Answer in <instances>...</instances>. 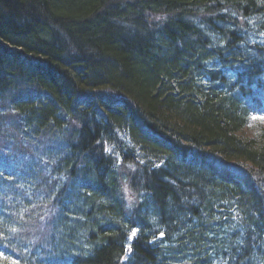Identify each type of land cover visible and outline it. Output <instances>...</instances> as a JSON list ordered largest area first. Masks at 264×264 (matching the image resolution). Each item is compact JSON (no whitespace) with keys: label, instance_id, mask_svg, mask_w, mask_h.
<instances>
[{"label":"trees","instance_id":"1","mask_svg":"<svg viewBox=\"0 0 264 264\" xmlns=\"http://www.w3.org/2000/svg\"><path fill=\"white\" fill-rule=\"evenodd\" d=\"M127 2L0 0V149L30 162L0 161V264H73L61 241L78 264H264V67L227 39L264 33V0Z\"/></svg>","mask_w":264,"mask_h":264},{"label":"bare ground","instance_id":"2","mask_svg":"<svg viewBox=\"0 0 264 264\" xmlns=\"http://www.w3.org/2000/svg\"><path fill=\"white\" fill-rule=\"evenodd\" d=\"M126 1L131 3L134 7H136V11L134 12V14L132 16L133 20H139L140 8L143 5L142 0H126ZM246 5H249V4L246 3ZM232 25H229V27L227 28V29L230 28L227 39H229V41L230 40L232 41V43L229 46L230 49L228 50V52H231L232 55L239 57L242 60L247 59L253 65L252 68L256 67L255 70L260 68V67H264V33H262V34L259 33L257 35L250 36L249 34L254 32V30H253L254 28H252L251 26H249V25L243 26L242 25V26H240L239 29H237V28L235 29V27ZM227 29L220 27L219 30H217L218 45L222 44L221 43L222 39L225 37V36H222V33L227 34ZM245 35H249V36L243 37ZM209 36L210 35L208 33V37ZM194 37H196V35H194ZM239 60H238L239 65L231 66L230 70L236 71L237 69H242L241 67H242L243 61H239ZM220 70L223 73V69L221 66H220ZM238 73L241 74L242 72L238 71ZM228 102H229L230 106L235 105L237 102V104L239 106L237 107V105H235V109H233V110H235V112L238 113L239 115L240 114L242 115L241 108L243 106L241 105L240 101L235 100V104L233 102V105H232L231 101H228ZM46 152H47V150L45 148H40V149L36 150L32 154V156L30 157V160L32 163V164H30V168H37L36 172L37 171H39V172L44 171L46 166L43 163V159L46 156ZM0 161H3L5 163H11L8 159V156H7V158L5 156H0ZM64 182H66V181H64ZM65 184L67 185V183H65ZM74 187H75V185H74ZM27 188L36 198H39V200L44 199V198L48 197L49 195H53L55 192V190L52 188H41L40 177L37 178L35 176L30 177L28 179ZM79 188L80 187H76L75 189H73V194L78 192ZM76 199H77V197L75 195L74 196L72 195V197L69 198L70 203L68 205L66 204L63 206V212L66 215L72 216L75 213L76 208L74 206V204H75L74 200H76ZM42 201H46V199H44ZM81 219L86 221V216H83ZM29 231H30V229L28 226L27 229H25L23 231V234L17 237L18 242L20 244H22L23 246H26L28 244V238L24 237V235H27L29 233ZM129 233L136 236L138 234L137 228L134 227L133 229H131V231H129ZM66 235H68V237L69 236H71V237L78 236L77 233L74 236L70 233V225L69 224L64 225L61 229L60 236L64 237ZM33 243H35V242H33ZM58 252H59V254H58ZM55 256L56 257H58V256L64 257L65 256V259H68L69 261L73 259L72 260L73 264H78L77 260H81V259L83 260L82 254L77 253L76 249L64 244L63 241L59 242V247L55 251ZM73 256H74V258H73ZM159 257L160 256L157 254L156 258L158 259ZM138 259L139 258L137 256L134 257L132 259V264H135L137 261H139ZM124 261H126V257L122 258L121 263H123ZM156 263L160 264L159 261H157V260H156Z\"/></svg>","mask_w":264,"mask_h":264},{"label":"rangeland","instance_id":"3","mask_svg":"<svg viewBox=\"0 0 264 264\" xmlns=\"http://www.w3.org/2000/svg\"><path fill=\"white\" fill-rule=\"evenodd\" d=\"M8 140L5 141L1 146L0 149V156H5L9 161L12 163L13 167H19L20 166H24L25 164L28 165L30 162H25L28 158H29V150H28V145H25L24 147H21L18 142H19V136L13 134V132L8 133ZM16 138V140H15ZM21 141H24L22 138H20ZM32 148H35L34 146H32ZM36 151V148H35ZM33 154V153H32ZM31 154V155H32ZM25 167V166H24ZM10 171V170H9ZM13 170H11L10 172H12ZM125 173V172H124ZM125 178H127L126 184L123 183L122 184V188L123 186H125V190H123L124 195L127 197L128 193L125 192L129 186V175L127 173L124 174ZM10 182L7 181L6 183ZM0 191H3V188H0ZM134 235L131 234L130 235V239L132 240L134 237Z\"/></svg>","mask_w":264,"mask_h":264},{"label":"snow or ice","instance_id":"4","mask_svg":"<svg viewBox=\"0 0 264 264\" xmlns=\"http://www.w3.org/2000/svg\"><path fill=\"white\" fill-rule=\"evenodd\" d=\"M254 118H260V119H264V117H254Z\"/></svg>","mask_w":264,"mask_h":264}]
</instances>
